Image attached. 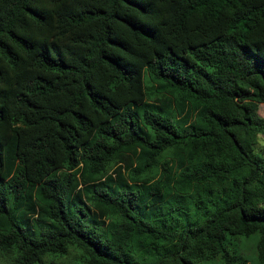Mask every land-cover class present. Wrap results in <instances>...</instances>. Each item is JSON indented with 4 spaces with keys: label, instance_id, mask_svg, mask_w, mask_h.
<instances>
[{
    "label": "trees",
    "instance_id": "1",
    "mask_svg": "<svg viewBox=\"0 0 264 264\" xmlns=\"http://www.w3.org/2000/svg\"><path fill=\"white\" fill-rule=\"evenodd\" d=\"M264 0H0V264H264Z\"/></svg>",
    "mask_w": 264,
    "mask_h": 264
},
{
    "label": "rangeland",
    "instance_id": "2",
    "mask_svg": "<svg viewBox=\"0 0 264 264\" xmlns=\"http://www.w3.org/2000/svg\"><path fill=\"white\" fill-rule=\"evenodd\" d=\"M259 114L264 117V104H261ZM257 152L264 156V135L261 136L259 143L256 147ZM257 244H258V236H251L250 238L246 237H231L229 241V248L231 252L236 255L244 254L247 256V264H260L257 258ZM82 259V253L75 249L72 250L69 258L65 260L67 264H79ZM210 264V263H206ZM218 264V263H211Z\"/></svg>",
    "mask_w": 264,
    "mask_h": 264
}]
</instances>
